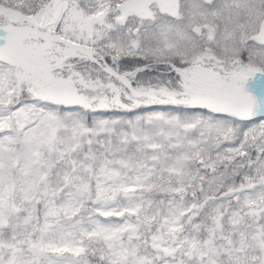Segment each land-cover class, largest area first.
I'll use <instances>...</instances> for the list:
<instances>
[{"label":"snow or ice","instance_id":"1","mask_svg":"<svg viewBox=\"0 0 264 264\" xmlns=\"http://www.w3.org/2000/svg\"><path fill=\"white\" fill-rule=\"evenodd\" d=\"M0 264H264V0H0Z\"/></svg>","mask_w":264,"mask_h":264}]
</instances>
